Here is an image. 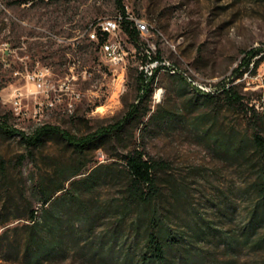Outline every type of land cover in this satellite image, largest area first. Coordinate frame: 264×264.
<instances>
[{"label": "rangeland", "instance_id": "obj_1", "mask_svg": "<svg viewBox=\"0 0 264 264\" xmlns=\"http://www.w3.org/2000/svg\"><path fill=\"white\" fill-rule=\"evenodd\" d=\"M123 4L151 30L133 38L123 31L121 20L105 37L119 41L126 52L123 63L114 65L101 47V35L90 40L85 32L98 21L121 15L115 0H0V118L22 131L48 123L83 135L119 119L139 99V65L147 51L187 72L185 77L180 70L158 69L151 97L142 103L150 107L142 122L128 126L121 141L81 158L86 172L100 162L114 170L102 175L94 189L75 192L79 199L66 197L63 219L77 224L72 230L64 224V252L42 264H119L113 253L103 259L95 245L131 246L134 252L143 243V231L133 225L137 210L121 216L128 181L122 155L135 147L161 162L160 197L171 207V225L190 230L195 211L211 223L199 241L204 255L200 264H264V249L238 245L234 250L221 235L245 229L256 201L248 192L257 173L253 163L261 158L252 147L236 156L213 141L215 135L264 136V0ZM254 47L262 52L245 68L244 50ZM223 84L236 85L240 104L227 102ZM0 158V264H29V214L34 210L37 219H44L48 207L37 189L59 165L79 158L55 137L29 153L20 135L1 129ZM86 218L94 219L93 231ZM257 231L264 233V224Z\"/></svg>", "mask_w": 264, "mask_h": 264}, {"label": "trees", "instance_id": "obj_2", "mask_svg": "<svg viewBox=\"0 0 264 264\" xmlns=\"http://www.w3.org/2000/svg\"><path fill=\"white\" fill-rule=\"evenodd\" d=\"M115 2L123 15L121 23L123 31L130 37H138L139 31L125 17L123 0H115ZM106 35H101L100 39L103 41ZM244 52L245 57L241 65L249 68L252 61L256 62L253 58L262 52V47L250 48ZM147 56L148 54L144 53L143 60ZM155 74L156 71L149 82H145L142 74H139V99L129 105L123 116L83 135L72 134L66 129L48 123H43L31 132H26L0 118V129L9 136L20 135L29 153H33L35 149L42 147L49 139L55 137L67 142L79 158L78 161L75 160L68 165H59L55 175L49 180L44 179L37 189L39 199L42 203L48 204V207L44 210V219H37L35 211H30L29 218L32 223L29 226L25 248L29 264H42L64 252V224L66 223L71 230L77 224V221L70 217L67 221L65 220L66 222L63 219L66 197L69 195L70 200L79 199L75 196V192L80 191L82 187L88 190L94 189L102 175H108L114 170L109 164L100 162L86 172L80 163L81 158L89 151L105 146L110 141H121L128 126L139 125L142 122V117L150 111L148 104L143 106L142 103L144 99L151 97L153 91L151 84ZM241 74L242 72L239 73ZM221 87L229 104H240L242 96L236 90L235 84L228 86L223 84ZM213 141L224 152L236 156H242L252 147L253 152L258 153L261 158L260 162L253 163L257 173L248 192L256 197V201L245 229L241 230L240 234L225 232L221 235L226 245H231L230 248L234 250L238 245L264 249V233L258 234L257 231L258 227L264 224V136L258 132H255L251 139H247L246 136L234 139L228 135H215ZM122 159L128 181L122 195L124 211L121 216L124 217L131 208L137 210L133 225L137 232L143 231V243L135 245L136 250L132 252L131 246L123 249L124 245H118L116 249L115 245H110L111 243L105 245L104 242L99 241L95 245V250L100 252L103 259L107 256L113 258V253L119 260V264H200L204 255L198 245H200V239L209 233L208 227L212 226L209 220L200 211H195L196 216L192 219L193 226L190 230L174 228L170 223L171 207L165 205L160 197L162 193L157 170L161 162L145 157L144 152L136 147L123 153ZM3 165L4 161L0 158V170ZM101 170L105 172L102 174ZM84 172L86 174L83 177L73 179ZM67 182L70 183L68 187L65 186ZM85 209L87 211L86 207ZM86 222L88 229L93 231L94 219L86 218ZM114 237L117 238L115 235Z\"/></svg>", "mask_w": 264, "mask_h": 264}, {"label": "built area", "instance_id": "obj_3", "mask_svg": "<svg viewBox=\"0 0 264 264\" xmlns=\"http://www.w3.org/2000/svg\"><path fill=\"white\" fill-rule=\"evenodd\" d=\"M125 17L128 18L132 25L136 27V29L139 31V34L150 33L151 25L146 20L134 15H130L127 12ZM122 19V14L114 18H105L95 23L92 27L86 29L85 34L90 40H98L99 35L103 36L106 35V33L109 34L115 32L118 29ZM101 47L114 65H120L123 63L126 52L119 41L105 38L101 42ZM147 52V58L142 60L139 65V71L142 74L145 82H149V74L151 73L152 69H160V72H163L164 70H180L184 76L187 77L186 71L180 69L174 63H164L163 56H152L150 55L149 51ZM157 92H159L158 97H156ZM157 92H155V98L158 99L160 96V90Z\"/></svg>", "mask_w": 264, "mask_h": 264}, {"label": "bare ground", "instance_id": "obj_4", "mask_svg": "<svg viewBox=\"0 0 264 264\" xmlns=\"http://www.w3.org/2000/svg\"><path fill=\"white\" fill-rule=\"evenodd\" d=\"M163 62L164 63H170V61H168V60H166V59H164L163 58ZM158 69H152L151 70V73L149 74V80L152 78V76L154 75V73H155V71H157ZM171 73H175V72H177V70H169ZM186 75H187V72H186ZM155 76H156V74H155ZM158 93L159 92H157V94H156V97H158ZM160 95V94H159Z\"/></svg>", "mask_w": 264, "mask_h": 264}]
</instances>
